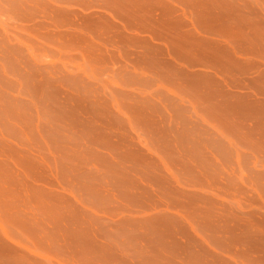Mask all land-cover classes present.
<instances>
[{"label":"rangeland","instance_id":"374dc122","mask_svg":"<svg viewBox=\"0 0 264 264\" xmlns=\"http://www.w3.org/2000/svg\"><path fill=\"white\" fill-rule=\"evenodd\" d=\"M0 264H264V0H0Z\"/></svg>","mask_w":264,"mask_h":264}]
</instances>
